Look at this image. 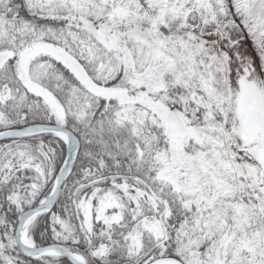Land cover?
<instances>
[{
  "label": "snow or ice",
  "instance_id": "1",
  "mask_svg": "<svg viewBox=\"0 0 264 264\" xmlns=\"http://www.w3.org/2000/svg\"><path fill=\"white\" fill-rule=\"evenodd\" d=\"M0 264H264V0H0Z\"/></svg>",
  "mask_w": 264,
  "mask_h": 264
}]
</instances>
